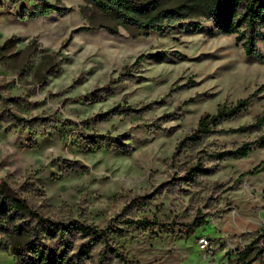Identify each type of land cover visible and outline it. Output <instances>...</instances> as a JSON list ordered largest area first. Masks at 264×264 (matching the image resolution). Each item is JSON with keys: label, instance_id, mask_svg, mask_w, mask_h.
Segmentation results:
<instances>
[{"label": "rangeland", "instance_id": "obj_1", "mask_svg": "<svg viewBox=\"0 0 264 264\" xmlns=\"http://www.w3.org/2000/svg\"><path fill=\"white\" fill-rule=\"evenodd\" d=\"M47 1L65 9L29 18L23 10L42 0H0V179L46 217L106 233L85 253L82 233L67 235L81 264H123L116 251L127 264H238L264 224V145L218 154L264 136V123L186 138L204 115L241 99L246 111L216 129L252 125L264 112V61L236 34L211 35L216 24L203 17L112 33L87 0ZM250 258L264 264V243ZM0 264L20 263L0 247Z\"/></svg>", "mask_w": 264, "mask_h": 264}, {"label": "trees", "instance_id": "obj_2", "mask_svg": "<svg viewBox=\"0 0 264 264\" xmlns=\"http://www.w3.org/2000/svg\"><path fill=\"white\" fill-rule=\"evenodd\" d=\"M103 17L111 24L101 25L112 33H118L119 27L134 29L140 33L162 31L184 20L195 17H203L212 20L216 28L210 30L214 35L216 30L226 34H236L237 41H244L245 52L264 61L262 50L256 45L252 36L254 33L264 42V33L255 28L264 25V0H87ZM64 6L42 0V5L34 11L23 10V15L35 18L39 15L51 14L55 11H63ZM198 30L201 25L193 24ZM1 51V48H0ZM125 76L121 74L113 78L112 82H120ZM248 99H241L236 104L222 106L215 114L204 115L198 127L186 139L198 141L202 135L212 132L236 133L252 126L264 123V112L259 115L252 125H243L236 129L218 131L217 125L240 112L246 111ZM124 112L125 109H117ZM17 124L24 121L23 118H15ZM216 129V130H215ZM104 138V137H102ZM94 143L98 138L92 139ZM257 144L264 145V136L253 141L245 142L234 149L219 153L218 156L229 155L231 157H245ZM125 223L145 227L152 226L155 222L149 219H127ZM77 229L87 239L81 245V252L85 253L95 242L108 241L106 233L94 226L79 223L77 221L60 222L42 214L40 207L23 197L18 188H14L6 180L0 179V237L4 233V246L15 254L20 264H81L78 254L70 256V243L67 235ZM46 233L52 238L60 237L58 245H50L44 241ZM93 238V239H90ZM264 243V224L261 232L257 234L250 245L238 249V264H252L250 253L253 247ZM86 249V250H85ZM116 251V249H114ZM123 264H127L125 256L116 251ZM81 254V253H80Z\"/></svg>", "mask_w": 264, "mask_h": 264}, {"label": "built area", "instance_id": "obj_3", "mask_svg": "<svg viewBox=\"0 0 264 264\" xmlns=\"http://www.w3.org/2000/svg\"><path fill=\"white\" fill-rule=\"evenodd\" d=\"M199 242H200V246L202 248H207L209 246V238L208 237H200L199 239Z\"/></svg>", "mask_w": 264, "mask_h": 264}]
</instances>
